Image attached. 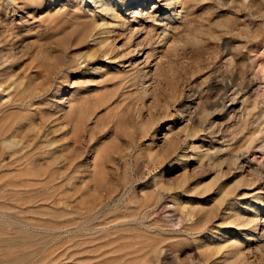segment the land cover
I'll list each match as a JSON object with an SVG mask.
<instances>
[{"label": "rangeland", "instance_id": "1", "mask_svg": "<svg viewBox=\"0 0 264 264\" xmlns=\"http://www.w3.org/2000/svg\"><path fill=\"white\" fill-rule=\"evenodd\" d=\"M166 5L0 0V264H264V0Z\"/></svg>", "mask_w": 264, "mask_h": 264}, {"label": "bare ground", "instance_id": "2", "mask_svg": "<svg viewBox=\"0 0 264 264\" xmlns=\"http://www.w3.org/2000/svg\"><path fill=\"white\" fill-rule=\"evenodd\" d=\"M174 0H166V2H167V5L165 6V7H163V11H168L171 7V4H172V2H173ZM177 2H178V4H180L181 3V0H177ZM173 9V8H172ZM244 207V206H243ZM247 208H249V207H247ZM252 227V226H251ZM241 228H243L242 226H241ZM240 228V229H241ZM257 228V227H256ZM248 229H253V228H248ZM258 229V228H257ZM239 230V229H238ZM258 231V230H257ZM228 236V235H227ZM229 241V240H228ZM223 242V241H222ZM227 242V241H226ZM224 244V243H223ZM229 244H231V243H229ZM228 245V244H227ZM232 245V244H231ZM223 246V245H222ZM226 248V247H225Z\"/></svg>", "mask_w": 264, "mask_h": 264}]
</instances>
